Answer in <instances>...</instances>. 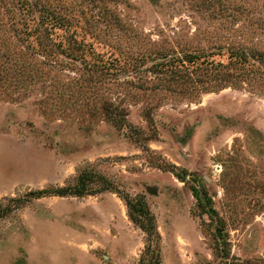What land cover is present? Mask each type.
Instances as JSON below:
<instances>
[{"label": "rangeland", "instance_id": "1", "mask_svg": "<svg viewBox=\"0 0 264 264\" xmlns=\"http://www.w3.org/2000/svg\"><path fill=\"white\" fill-rule=\"evenodd\" d=\"M241 52L256 80L220 87ZM261 53L264 0H0V264H139L126 194L162 264H264ZM91 171L112 188L28 195Z\"/></svg>", "mask_w": 264, "mask_h": 264}, {"label": "trees", "instance_id": "2", "mask_svg": "<svg viewBox=\"0 0 264 264\" xmlns=\"http://www.w3.org/2000/svg\"><path fill=\"white\" fill-rule=\"evenodd\" d=\"M47 14H50L48 12ZM44 17H47V21H44V23L47 24V30L50 33V29L52 27H56L59 25L64 24L65 17L57 16L53 17V15H45ZM232 55L235 57V61H230L228 64L219 63V66L221 69H223V73L221 74V77L218 79L219 86L225 87L231 80L236 78H241V74L244 75L243 77L250 79L251 81L256 80L257 76L254 70L246 69L244 67H240V70H243L242 73L233 75L229 70H231L233 65L235 64H241L245 65L248 62V54L241 52V53H232ZM257 60L259 63L264 62V54H256ZM190 58L197 57L196 55L190 54ZM180 61V59H179ZM189 61H195L194 59H190ZM254 65V64H253ZM236 66V65H235ZM178 68V67H177ZM237 68V67H236ZM235 70V67L233 68ZM176 72V71H173ZM188 75L191 74V72L186 71ZM177 76L182 78L183 77V71L178 69L176 72ZM186 74V73H185ZM263 80H264V76ZM192 78V77H191ZM243 80V79H241ZM108 117L110 120L117 126H128L130 122L127 120V116L124 113L116 112L112 113L110 112L108 114ZM146 138V137H144ZM160 168H163L164 170H169L175 173L180 179H184L180 172L184 173V169H179V167L173 163H169L166 166L163 164L159 165ZM176 170H181L176 172ZM94 184V185H93ZM112 186L110 185L109 181L102 177L100 174H95L92 171L91 172H84L79 175L77 182L73 186L68 187H60L57 189H41L38 191H31L28 193L29 196L33 198H40L45 195H84V194H95L97 192H101L105 189H111ZM194 195L198 197V199L201 200V197H199L196 193V189H194ZM127 204L128 207V213L134 224L139 226L145 234H147L148 241L145 242V248L142 252V255L139 259V264H162V255L161 250L159 247V243L161 240V234L158 230L157 220L155 214L152 212L145 195H137V196H131L129 194H126L122 196ZM14 200V198L11 199V201ZM8 206L0 202V213L4 212L6 213L8 211ZM220 233L217 234L218 238H220ZM153 238V240H151ZM150 252L152 253L150 258L146 259L147 255H150ZM147 261V262H146Z\"/></svg>", "mask_w": 264, "mask_h": 264}]
</instances>
